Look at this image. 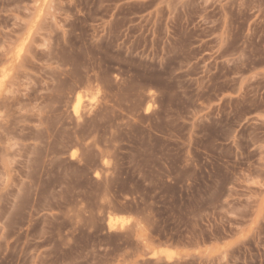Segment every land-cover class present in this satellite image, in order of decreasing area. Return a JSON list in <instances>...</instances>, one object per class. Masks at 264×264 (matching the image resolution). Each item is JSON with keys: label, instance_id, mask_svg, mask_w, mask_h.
Here are the masks:
<instances>
[{"label": "rangeland", "instance_id": "1", "mask_svg": "<svg viewBox=\"0 0 264 264\" xmlns=\"http://www.w3.org/2000/svg\"><path fill=\"white\" fill-rule=\"evenodd\" d=\"M0 264H264V0H0Z\"/></svg>", "mask_w": 264, "mask_h": 264}]
</instances>
